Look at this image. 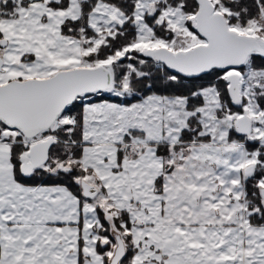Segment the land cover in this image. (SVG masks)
Instances as JSON below:
<instances>
[{
	"label": "snow or ice",
	"instance_id": "1",
	"mask_svg": "<svg viewBox=\"0 0 264 264\" xmlns=\"http://www.w3.org/2000/svg\"><path fill=\"white\" fill-rule=\"evenodd\" d=\"M0 264H264V0H0Z\"/></svg>",
	"mask_w": 264,
	"mask_h": 264
}]
</instances>
